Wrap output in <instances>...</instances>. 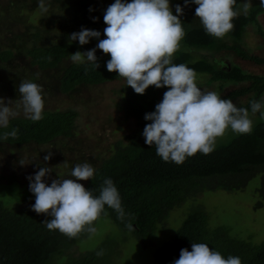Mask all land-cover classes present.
Returning <instances> with one entry per match:
<instances>
[{
	"label": "trees",
	"instance_id": "trees-1",
	"mask_svg": "<svg viewBox=\"0 0 264 264\" xmlns=\"http://www.w3.org/2000/svg\"><path fill=\"white\" fill-rule=\"evenodd\" d=\"M242 1L236 0V9ZM177 4L184 9L179 18L186 35L181 41L180 50L174 55L173 63H183L197 74L206 75L205 83L216 85L218 91L230 84L248 82L220 96L232 101L244 96L245 104L236 106L247 108L251 113L250 102H260L264 94V74L247 73L236 65L228 70L217 69L207 60H193L187 49L232 51L241 60L264 66L263 57L248 54L238 45L244 29L253 25L264 48V30L257 21V16L264 12L260 0H251L248 14L234 18V28L223 39L204 32L199 19L195 17L197 5L189 3L184 6V0ZM171 9L175 15V5ZM226 39L232 44L227 43ZM70 51V45L58 43L49 47H33L25 56L38 70H47L55 68ZM11 55L10 51L0 52V61H7ZM108 59L110 56L98 58L97 69L91 63L68 65L59 79V92L68 93L81 84L99 85L121 80L117 73L107 70ZM156 90L154 86H149L141 95L136 94L130 86H123L120 90L122 97L117 105L125 117L135 119L140 127L139 132L114 142L108 157L94 168L93 179L87 180L84 185L87 190H93L94 195H98L104 179H112L119 191L125 215L120 219L107 206L101 215H107L118 230L129 232L144 247L148 235L156 229L157 224L188 196L203 191H238L257 175H260L261 185H264V120L253 125L251 134L237 135L217 144L209 155L198 152L180 165L164 162L157 156L155 146L146 145L142 136L144 126L151 123L144 119V115L154 111L157 104ZM74 118L75 113L70 109L45 110L43 118L36 122L25 117L12 118L7 128H0V136L15 128L18 139L9 137L7 141H0V144L43 145L56 138L69 137ZM34 198L32 196L26 203L15 204L12 208L0 202V264H113L118 241L108 237L77 256L66 254L70 246L86 237L88 232L68 238L57 230H48L43 221L50 217L38 215L32 210ZM128 224L133 226V230L127 227ZM192 243H206L225 258L229 255L238 256L242 264H264V241L251 245L230 236L224 226L210 227L206 213L195 206L189 209L170 238L153 251L150 264H173L182 248L191 251ZM100 251H103L102 256L97 255Z\"/></svg>",
	"mask_w": 264,
	"mask_h": 264
},
{
	"label": "rangeland",
	"instance_id": "rangeland-1",
	"mask_svg": "<svg viewBox=\"0 0 264 264\" xmlns=\"http://www.w3.org/2000/svg\"><path fill=\"white\" fill-rule=\"evenodd\" d=\"M181 1L169 0L170 7ZM45 3L49 11L44 15L48 16H41L38 0H0V52L10 51L12 54L7 61H0V97L5 98V103L13 100L12 107H15V101L19 99V83H38L43 88V111H74L73 130L69 137L56 138L43 145L0 144V202L7 208L21 202L26 203L34 196L29 191V180L26 177L34 175L40 167L52 169L49 176L44 178L47 185H50L52 179L58 178V175H67L76 164L88 162L95 168L111 153L114 142L138 133L140 128L135 119L125 117L117 105L122 97L120 90L125 85L123 79L99 85L81 84L65 94L58 90L63 70L73 63L69 59L70 55L76 51L92 49L98 43L96 38L90 39L85 45H80L78 41L69 42V35L84 27L100 31L99 39H104L103 29L106 25L103 15L114 0H45ZM243 3L244 0L237 9ZM257 21L264 30V12L257 16ZM226 42L232 44L228 39ZM58 43L70 45L71 51L53 69L38 70L25 56L33 47H49ZM262 43L255 27L250 25L242 32L238 45L246 53L264 58ZM187 50L193 60H207L217 69L228 70L236 65L247 73L264 74L263 65L241 60L232 51ZM95 54L97 59L110 56L99 49ZM206 78L204 74H197L198 87L201 90L215 91L219 95L248 83L230 84L218 91L216 85L205 83ZM165 91L167 88L163 87L156 90L157 103L162 100ZM233 102L244 105L246 98L243 96ZM260 102L264 103V94ZM249 116L253 125L261 120L260 113H249ZM16 117L25 116L21 112ZM235 136L237 135L228 131L217 140V144ZM49 152L52 153L51 158L45 162L43 157ZM20 162L25 164L21 165ZM86 181L77 182L85 185ZM32 202L35 203V198ZM194 206L206 213L210 227L224 226L230 236L251 245L264 241V185H261L260 175H257L238 191H203L188 196L157 224L156 229L148 235L145 247L129 232L118 230L108 216L103 214L93 226L96 232L87 233L86 237L77 240L66 254L77 256L108 237L118 241L113 264H150L153 251L170 238L189 209Z\"/></svg>",
	"mask_w": 264,
	"mask_h": 264
},
{
	"label": "clouds",
	"instance_id": "clouds-1",
	"mask_svg": "<svg viewBox=\"0 0 264 264\" xmlns=\"http://www.w3.org/2000/svg\"><path fill=\"white\" fill-rule=\"evenodd\" d=\"M189 3L197 5L195 17L204 32L217 39H223L234 28L233 19L241 12L247 15L252 6L251 0H244L239 9L235 8L236 0H184V6ZM260 5L264 7V0H260ZM38 8L41 16H48L44 15L49 11L45 0H38ZM183 10L176 4L174 15L169 0H114L103 15L104 39H99L100 31L84 27L68 38L69 42L78 41L80 45L89 43L92 38L98 39L94 48L72 53L71 62L91 63L97 69L95 53L99 49L110 55L107 70L117 73L136 94L143 95L149 86L167 88L155 110L145 113L144 119L151 123L144 126L142 136L146 145L155 146L156 155L164 162L177 165L198 152L211 154L217 140L228 131L234 135H248L253 131L247 108L237 107L231 99L221 98L215 91L201 90L193 69L183 63H173L186 35L179 18ZM17 91L19 99L15 107H12L13 100L5 103V98L0 97V128H7L10 119L21 112L33 122L43 118L42 86L21 81ZM250 103L251 113L259 112L260 119L264 120V103L256 100ZM9 137L18 139L15 128L3 133L0 141H7ZM51 155L49 152L43 160L47 162ZM51 171L49 167H40L34 175L26 177L29 191L35 196L31 208L38 215L50 217L43 221L48 230H57L68 238H76L85 231L94 234L93 224L105 206L114 210L118 218H124L121 197L111 178L104 179L98 195L77 182L93 179L95 169L90 163L76 164L67 175H58L47 185L44 178ZM127 227L133 230L131 224ZM97 255L102 256L103 251ZM173 264H242V261L238 256L225 258L206 243H192L191 251L182 248Z\"/></svg>",
	"mask_w": 264,
	"mask_h": 264
}]
</instances>
